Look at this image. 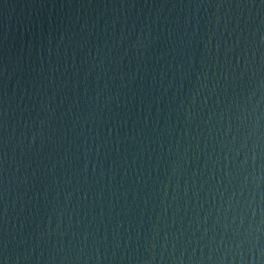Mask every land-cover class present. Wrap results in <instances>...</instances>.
Instances as JSON below:
<instances>
[{"label":"water","instance_id":"water-1","mask_svg":"<svg viewBox=\"0 0 264 264\" xmlns=\"http://www.w3.org/2000/svg\"><path fill=\"white\" fill-rule=\"evenodd\" d=\"M259 1L0 0V258Z\"/></svg>","mask_w":264,"mask_h":264}]
</instances>
